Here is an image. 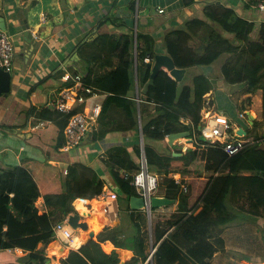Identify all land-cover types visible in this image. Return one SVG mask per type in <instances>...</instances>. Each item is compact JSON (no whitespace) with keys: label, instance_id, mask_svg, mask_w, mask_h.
Returning <instances> with one entry per match:
<instances>
[{"label":"crops","instance_id":"obj_1","mask_svg":"<svg viewBox=\"0 0 264 264\" xmlns=\"http://www.w3.org/2000/svg\"><path fill=\"white\" fill-rule=\"evenodd\" d=\"M118 3L120 8L117 14L124 16L125 22L129 26H134L136 30V26L138 29V24H141L146 30L154 33L156 52H167L175 59L176 64L189 67L185 68V74L180 81H177L166 67L159 70L155 84L156 90H161L162 99L167 98V100L173 101L176 95H181L180 90L184 84H192L195 75H205L210 78L212 85L203 95L205 107L201 114L206 108H211L230 119L232 130L251 137H253L252 134L258 132L254 121L260 119L263 113L264 51L253 55L247 47L250 41L257 39L259 30L264 25V14L250 8L242 0H198L191 6H184L183 0H119ZM111 6L112 0H0V17L6 26V31L12 34L16 47L14 66L10 71V89L0 93V206L5 205L11 214L21 221L31 217L36 218L41 231H51L56 223L68 219L70 215L76 213L80 217L79 221H86L88 227L95 229L94 238L104 226L122 222L120 193L117 200L118 216L115 218L106 215L100 206H94L93 209L81 206L82 210L74 209L72 212L65 213L58 206H46L40 182L32 172V169H36L43 179V184L50 186V191H58L60 186L58 182H55L54 170H50V168L59 166L64 171L68 162L80 161L93 166L105 178L106 184H112L117 188L100 157L111 146L125 144L131 150L135 160L140 161L142 152L140 157H137L133 152L135 143H140L141 146L140 133L133 129L118 127L117 121L124 122L125 120L126 108L123 104L117 103V100L109 103V115L107 116L116 118L114 122L108 124L115 126V129L100 140H93L92 135L90 140H86L79 146L80 148H76L73 152L64 151L62 149L64 143L61 146L58 144L60 117L57 115L62 114L56 113L55 115V112L47 106L55 89L65 85L62 80V75L65 72L71 74L75 72L81 74L83 79L84 77L89 78L91 86L101 94L104 103L107 101L112 92L100 89L98 78L108 75L121 63L119 52L121 45L117 51L108 50L109 39H111L108 37V33L120 34L119 40L125 42V35L128 32L127 27L113 25L102 20L110 11ZM159 7H163L165 11L160 13ZM229 11H233L232 13L235 14L234 24H245V22L247 24L242 40L236 38L237 29L231 30L229 27L234 26L232 21L231 24H228L229 28L225 29L219 22L213 20L222 18ZM204 21L210 22L218 31L220 29L215 25L219 23L223 28L221 33L230 37L235 46H240V48L243 46L242 53L245 55L242 59L245 61L243 66L240 63L233 65L235 62L233 63L230 60L231 57L226 56V53L229 54L230 51L224 52L207 65L198 64V61L194 62L192 57L195 51L190 43L200 40L185 32L198 33L201 22ZM25 25H28L32 31L34 42L29 41L25 36ZM249 25H252V28ZM179 27L183 29V32H180L176 38L169 35L170 31ZM95 40H97V45L92 42ZM103 42L106 49H99ZM248 53L251 54L250 59L246 58ZM226 64H228L227 67ZM224 65L230 74L228 78L223 73ZM136 70L135 68V73ZM188 72L189 75L186 78ZM121 84H124L122 88L130 90V87L126 86V81H122ZM135 85V93H137L136 74ZM146 85L142 88L145 89ZM234 90H237L240 95V99L234 100L235 102L232 98H235ZM123 97H127V95H123ZM243 98L246 102L242 107ZM241 110L248 113L250 123L246 119L239 120L238 112ZM185 121L193 124L191 116L186 117ZM166 142L168 143L167 137ZM260 142L263 143L264 139ZM156 146L160 149L165 148L164 143H156ZM196 146L192 137L187 136L178 139L175 141V145L170 147L176 152L177 148L185 151L188 148H196ZM250 146H255V144ZM176 173L181 177V180L191 185L193 179L211 183L219 171ZM231 173L233 172L228 175V181L231 183L229 191L216 203L207 205L211 219L224 222V219L227 218V222L222 224L220 222L219 225L211 227L215 233L211 241L216 247L212 264H264V256L246 258L233 249L236 247L234 241L240 227L249 222L255 223L253 215L244 213L246 211H244L242 201L244 200V204L248 203L249 207L246 204L245 206L250 209L257 200L250 195L246 187L247 180H242L243 184L240 185L234 178L235 174ZM239 175L248 177L253 173L245 169ZM30 186L33 187L35 194H32ZM122 196L126 198L124 194ZM156 196L166 197L164 192L160 191H157ZM98 198L99 196L87 198V202L94 205L96 201L100 202ZM194 201L189 202V205H193ZM124 205L130 217L132 211L130 197ZM197 205L200 208L202 205L204 206V203L200 200L195 207ZM139 210L144 211L143 209ZM81 212L84 213L83 216L80 214ZM175 212H177V203L174 200L169 204L152 208L151 218L148 215L149 253L153 247L157 248L161 240L173 228L167 230L154 246L152 221L156 219L163 221L162 214L172 215ZM152 213L155 214L153 220ZM248 216L250 221L246 219ZM83 230L82 233L76 235L77 239L73 242V248L67 247V249L61 250L59 247V251H65L62 257L66 256L70 249H78L87 239L91 238L87 237V229L83 228ZM40 243H38V248L41 246ZM102 246L107 252L116 249L120 264L127 263L134 255V252L129 248L115 247L111 240L104 241ZM24 253L23 251L21 255ZM43 257L44 261L48 260L45 253ZM35 261L38 264H43L40 259H35ZM194 264L200 263L195 262Z\"/></svg>","mask_w":264,"mask_h":264},{"label":"trees","instance_id":"obj_2","mask_svg":"<svg viewBox=\"0 0 264 264\" xmlns=\"http://www.w3.org/2000/svg\"><path fill=\"white\" fill-rule=\"evenodd\" d=\"M197 1L183 0V5L191 6ZM118 2L119 0H112L110 11L102 20L113 25L127 27L128 32L125 35V42L119 40L120 34L108 33V37L111 38L108 50L117 51L121 45L119 51L121 63L108 75L98 78L99 88L112 93L103 105L98 124L92 129V139H103L111 130L115 129V126L108 125L116 119L107 117L109 103L117 100V103L123 104L126 108L125 120L124 122L117 121L118 127L133 129L137 133H140V129H142L148 168L160 176L158 191L164 192L166 197L177 203V212L172 215L162 214L163 221L157 219L152 221L154 246L157 240L173 227L155 249L154 264H194L195 262L212 264L216 247L211 241L215 235L211 227L219 225L221 221L210 218L207 205L216 203L229 191L231 183L228 181V175L233 172L231 174H235L234 178L240 185L243 184L242 180H247L245 183L250 195L254 196L253 198L259 204L263 203L264 207V142H258L255 146H250L237 155L227 158V153L222 147L199 140V126L202 123L201 109L204 105L203 95L211 88L210 78L205 75H195L192 84H184L182 88L180 87L181 95H176L173 101H169L167 98L162 99L161 90H156L157 75L154 78L151 77L148 61L145 60L147 57L152 60L156 54L154 33L138 24L137 40L135 41L134 26H129L125 22V17L117 14L120 8ZM232 12L229 11L222 18L213 20L219 22L225 29L229 27L231 30L237 29L236 38L242 40L247 24L246 22L245 24H234L233 20L236 17ZM231 21L234 26L228 27ZM249 27L252 28V25ZM180 32H183V29L179 27L168 34L176 38ZM188 32L185 33L191 37L196 36L200 40L192 57L194 62L198 61V64H210L235 46L230 37L218 31L208 21L201 22L198 33ZM258 34L257 39L250 41L247 47L253 55L264 51V25ZM99 49H106L104 42L99 46ZM176 65L189 68L185 65L181 66L179 63ZM135 68L137 69L136 73ZM223 73L226 78L230 75L225 65ZM74 74L76 73L74 72ZM135 74L138 81L137 93H135ZM84 80L91 85L89 78L84 77ZM122 81H126V86L130 87V90L122 88L124 85L121 84ZM144 85H146L145 89L142 88ZM123 95H127V97H123ZM262 110V117L254 121V126L258 128V132L252 134L255 139L264 138V86ZM54 114L56 115V113ZM69 115L70 113L57 115L60 117V128L57 134L60 146L65 141L63 130ZM187 115L191 116L193 124L185 121ZM182 131H190L191 137L196 135L199 144H196V148H188L185 151L177 148L175 151L180 154L176 155L174 149L166 142V135ZM156 143H164L165 148L168 147L160 149ZM133 152L137 157L141 156L140 143L133 145ZM100 159L105 164L120 194H124L126 199L137 194L132 179L135 172L140 169L141 163L135 160L131 150L125 144L111 146ZM245 169L251 171L253 175L248 177L239 175ZM50 170H54L55 182H58L60 186L58 191H50L51 187L43 184V179L36 169H32V172L40 182L46 206H58L65 213L74 211L73 201L76 198L98 197L106 184L105 178L100 175L97 169L80 161L68 162L66 173L59 166L50 168ZM189 171H219V174L214 177L211 183L193 179L191 185L186 184L183 180L177 182L171 175L175 172L186 173ZM49 177L51 178L50 175ZM183 184L187 186V191L183 190ZM30 188L32 194H35L33 187L30 186ZM193 200H195L193 205H189V202ZM200 200L204 206L199 208L197 205L195 207ZM153 219H155V214L152 213ZM225 222H227V218L220 224ZM52 233L53 229L41 231L36 218L31 217L21 221L15 218L5 205H1L0 264H28L30 261L38 264L35 259H40L43 264H48L43 257L45 248H38V243L43 242L47 245L52 238ZM149 234L147 213L141 210H132L130 217H122L120 224L106 225L95 238L87 239L78 249H70L61 262L62 264H120L116 249L111 252L104 250L102 243L106 240H111L115 247L129 248L134 252L133 257L125 264L142 261L147 258L149 253ZM234 244L236 247L232 246L233 249L246 258L264 256V230L253 222L246 223L237 232ZM228 246L231 247V245ZM8 247H19L25 253L23 255L10 254L5 251Z\"/></svg>","mask_w":264,"mask_h":264},{"label":"built area","instance_id":"obj_3","mask_svg":"<svg viewBox=\"0 0 264 264\" xmlns=\"http://www.w3.org/2000/svg\"><path fill=\"white\" fill-rule=\"evenodd\" d=\"M243 3L250 8L259 12H264V0H242ZM160 13L164 12L163 7H159ZM15 41L12 34L2 29L0 26V67L4 70L11 71L14 66L15 56ZM146 61H150L147 57ZM62 80L65 85L55 89L51 98L47 102V106L57 114L66 115L70 113L68 122L64 127V144L62 149L64 151H70L73 148L82 145L87 140V135L92 131L98 123L101 115L104 101L99 92L96 91L90 84L85 82L82 75L79 73L71 74L65 72L62 75ZM140 100V99H138ZM239 120L248 121V113L245 110L238 112ZM200 134H203L207 141L214 143L222 147L227 153V158H231L243 151L250 145L256 144L262 141V139H255L251 136H246L238 131L232 130V123L230 119L224 114L211 109L206 108L202 114V123L200 125ZM168 135H166L167 137ZM199 144V140L196 137H192V141ZM141 167L135 172L132 184L138 196L144 198L143 210L147 215L152 211V197L156 195L159 185L160 176L151 171L148 168L147 160L142 155L140 157ZM66 173L67 170L65 169ZM172 176L177 182L181 181V177L177 173H173ZM183 190L187 191V186L183 184ZM119 197V191L114 185L105 184L103 192L99 195L100 207L102 211L115 218L118 216L117 200ZM87 198L79 197L73 201L74 209H80V206L85 205L89 209H93L95 205L87 202ZM82 216L84 213H80ZM83 228L77 224H73L69 219L62 220L55 224L53 227V233L51 240L59 242L60 248H73V242L75 236L82 233ZM7 252L15 255H21L23 249L19 247H8ZM155 248L153 247L148 254L147 258L142 261L133 262L130 264H153V253ZM63 258V257H62ZM58 257H49V264H62L61 259Z\"/></svg>","mask_w":264,"mask_h":264},{"label":"water","instance_id":"obj_4","mask_svg":"<svg viewBox=\"0 0 264 264\" xmlns=\"http://www.w3.org/2000/svg\"><path fill=\"white\" fill-rule=\"evenodd\" d=\"M0 26L2 27V29L6 30V26L2 20V17H0ZM24 34L26 37H28L29 41H35V39L33 40V34L32 31H30L28 25H25L24 27ZM137 40V26H136V30H135V41ZM148 67L151 70V77L154 78L159 70L162 67H166L167 70L170 72V74L178 81L182 80L186 69L183 67H178L175 63L174 58L169 55L167 52H156L153 61L148 62ZM10 84H11V72L8 70H4L0 67V93H4L6 91H9L10 89ZM139 117H140V111H139ZM141 122V119H140ZM200 128V126H199ZM190 131H182V132H173V133H169L167 136V140L170 146L175 145V141H177L178 139L182 138V137H187L190 136ZM92 136V131H90L87 135V140H90ZM140 136H141V152L142 155L146 158L145 155V150H144V136H143V132L142 129H140ZM200 139L202 141H207V138L201 134L200 135ZM174 154L179 155L180 153L174 152ZM1 172V171H0ZM173 200L168 198V197H161V196H153L152 197V206L153 207H160L162 205L165 204H169L170 202H172ZM130 206L132 208V210H139L142 209L144 206V198L142 196H138V195H132L130 196ZM151 218V215H149ZM79 215L76 214H72L70 215V217L68 218L69 221L71 223H75L77 225H79L80 227H83L85 229H88V224L86 221H79ZM88 236L89 237H93L94 236V230H90L88 232ZM64 248L62 247L61 250H63ZM48 261V260H47ZM28 264H36L34 261H30Z\"/></svg>","mask_w":264,"mask_h":264},{"label":"rangeland","instance_id":"obj_5","mask_svg":"<svg viewBox=\"0 0 264 264\" xmlns=\"http://www.w3.org/2000/svg\"><path fill=\"white\" fill-rule=\"evenodd\" d=\"M259 13H261L262 15L264 14V12H259ZM215 24V23H214ZM218 29H220V31L223 29L222 28V26L219 24V23H217L216 25H215ZM93 42V44H95V45H97V40H95V41H92ZM192 46H193V51H196V49H197V46H198V44H199V42H194V43H190ZM242 50H243V46H242V48H240V46H234V47H232V49H230V52H229V54L228 53H226V56H228V57H231L230 58V60L231 61H233V65L235 66V65H237V64H241L242 66L244 65V63H245V61H243L242 59H243V56H245L244 55V53H242ZM246 56H248V57H246L247 59H250V57H251V54L250 53H248ZM220 63V62H219ZM188 75H189V72L186 74V78L188 77ZM226 90H227V88H226ZM238 91L237 90H234L233 91V96H235V98L234 97H232L233 98V101L235 100H238V99H240V95H238V93H237ZM240 94V93H239ZM234 101V102H235ZM246 102V100L243 98L242 99V107H243V103H245ZM245 106V105H244ZM204 107H205V105H203V107H202V109H201V113H202V111H203V109H204ZM186 117H190V116H186ZM79 146H81V145H79ZM79 146H77V147H75V148H73L72 150H70V151H74L76 148H78ZM80 148V147H79ZM60 169L62 170V168L60 167ZM252 197H254V196H252ZM257 197V196H256ZM119 202H120V204H121V206H122V210H121V215H122V217H127V218H129V215H128V212L125 210L126 208H125V205L123 206V204L125 203V202H127V199L125 198V197H123L122 196V194H120V197H119ZM243 202V208H244V211H246V212H244L246 215H247V213H248V215H253V217H254V222H255V225H257V226H259V227H261L263 230H264V207H263V203H261V204H259L258 202H256V204H252L251 205V207H250V209H248L246 206H245V204L249 207V204L248 203H245L244 204V200L242 201ZM252 203V202H251ZM94 205H95V207H97V206H100V202L99 201H96L95 203H94ZM255 205H257V206H255ZM82 206H85V205H82ZM86 207V206H85ZM80 209L82 210V207L80 206ZM86 218H88V217H86ZM249 216L246 218V219H248L249 220ZM252 219V218H251ZM250 221V220H249ZM246 223V222H245ZM95 230V229H92L90 226L88 227V229H87V233H88V230ZM101 230V229H100ZM99 230V231H100ZM81 231H84V230H81ZM98 231V232H99ZM87 235V234H86ZM87 237H88V235H87ZM41 244V246H40V248H45V257L47 258V259H49V257H57L58 256V258H61L62 257V255L65 253V251H59V242L58 241H56V240H50V242L49 243H47V245L46 244H44L43 242H41L40 243ZM39 244V245H40ZM43 244V245H42ZM67 249V248H66ZM53 250H54V253H52L53 252ZM5 251H7V250H5ZM9 253V252H8ZM52 253V254H51ZM11 254V253H10ZM13 254V253H12ZM13 255H15V254H13ZM43 263V262H42Z\"/></svg>","mask_w":264,"mask_h":264},{"label":"clouds","instance_id":"obj_6","mask_svg":"<svg viewBox=\"0 0 264 264\" xmlns=\"http://www.w3.org/2000/svg\"><path fill=\"white\" fill-rule=\"evenodd\" d=\"M149 62H150V61H149ZM200 135H201V134H200ZM257 143H258V142H257ZM175 173H176V172H175ZM172 174H173V173H172ZM172 174H171V175H172ZM173 178H174V177H173ZM48 260H49V259H48ZM45 262L49 264V261H45Z\"/></svg>","mask_w":264,"mask_h":264},{"label":"bare ground","instance_id":"obj_7","mask_svg":"<svg viewBox=\"0 0 264 264\" xmlns=\"http://www.w3.org/2000/svg\"><path fill=\"white\" fill-rule=\"evenodd\" d=\"M76 237V236H75ZM77 237L74 239V241H76Z\"/></svg>","mask_w":264,"mask_h":264}]
</instances>
